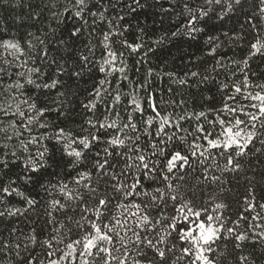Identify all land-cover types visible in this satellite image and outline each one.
Listing matches in <instances>:
<instances>
[{
	"label": "snow or ice",
	"instance_id": "6c2138e0",
	"mask_svg": "<svg viewBox=\"0 0 264 264\" xmlns=\"http://www.w3.org/2000/svg\"><path fill=\"white\" fill-rule=\"evenodd\" d=\"M144 7L142 0H41L30 13L41 27L22 39H0V173L7 175L10 163L21 157L26 171L39 172L48 153L45 141L61 145L70 168L65 179L41 185L47 200L24 196L15 180L5 182L0 175V222L36 213L48 229L24 233L13 224L7 235L0 231V264H256L244 249L249 242L264 245V202L256 197L264 181V171L256 180L264 169V84L251 85L245 73L238 83L221 85L227 91L221 107L210 110L212 119L204 111H183V100L158 98L150 87L152 68L143 80L128 76L126 53L140 55L145 42L142 37L129 42L124 21ZM217 7L219 20L239 10L253 30L256 19L264 21V0H203L198 7L185 0L184 34L195 39L204 31L199 22ZM44 10L57 21L55 27L43 26ZM65 13L75 21L71 27L61 20ZM85 33L88 42L81 46ZM216 39L208 36V55L215 56ZM250 49L249 58L264 52L259 34ZM151 51H143L138 63ZM249 58L231 63L244 73L239 66H247ZM96 73L102 78L81 101L86 129L51 130L47 114L52 105L65 114L67 100L61 98L69 82L79 86ZM241 178L247 194L233 219L222 197L230 191L226 186ZM13 194L25 207L10 206Z\"/></svg>",
	"mask_w": 264,
	"mask_h": 264
},
{
	"label": "trees",
	"instance_id": "16d2710c",
	"mask_svg": "<svg viewBox=\"0 0 264 264\" xmlns=\"http://www.w3.org/2000/svg\"><path fill=\"white\" fill-rule=\"evenodd\" d=\"M67 0H59L60 4H65ZM145 4L143 9H138V14H133L126 17L124 23L128 26V31L125 37L129 42H140L137 37H142L145 42V47L141 54H132L127 56L128 76L130 80H143L148 68L154 70L153 77H150V87L155 95L163 101H180L184 104L181 106L183 111L191 114L194 112L204 111L208 114L209 119L215 115L211 109H219L224 98V93L227 90H222L221 85L228 83L230 86L233 81L237 83L247 74L250 84H264V52L257 53L249 58L251 51L250 44L255 42L257 34L259 38L264 40V21L255 20L257 28L253 30L245 23V14L239 10L235 14H229L223 20L217 19V13L220 9L217 7L213 13H210L209 18L205 21H200L198 27L204 29L203 32L196 33L195 39L184 34V25L186 24V14L182 11L185 0H142ZM192 7H198L203 3V0H188ZM254 2V0H253ZM41 0H0V39H9L15 37L22 39L28 31L35 32L41 27L40 23H34L30 18L32 8L40 4ZM42 7V5H41ZM119 7V5H118ZM249 7V5H246ZM162 9H172L164 12ZM39 10V9H38ZM63 11V9H61ZM65 16L69 18L65 20ZM43 26L47 27L51 24L55 27L57 21L52 19V14L44 10L42 14ZM61 20L66 27H71L75 21L70 18V14L65 13L61 16ZM243 25V28H241ZM98 26L97 35L99 34ZM144 29L141 33L139 29ZM173 32H177L176 36H172ZM224 33H228L227 36ZM213 36L219 48L216 50L215 56L208 55L209 45L206 43L208 36ZM239 35L242 38L239 40L230 39V37ZM163 37L160 44H155L153 41ZM88 38L85 33L84 39L81 41V46L87 44ZM119 46L118 44L116 45ZM152 48L143 63H138L142 59L143 51ZM248 59V65H240L245 69L244 73L238 70L237 65L231 61H240ZM217 60L226 67H219L216 64ZM196 71L199 73L197 77L185 76V73ZM175 73V76L170 78L165 73ZM103 74L96 73L94 77H84L79 81V86L69 82L68 94L61 98L67 100L64 106V115H58L55 110L56 105H52L53 111L49 112L48 120L55 127H63L66 131H71L73 134H78L83 125L86 129L87 114L81 107V101L87 97L88 89L93 86L94 80L102 78ZM184 77L188 82L184 85L174 83V80ZM207 77V79H204ZM171 89V91H170ZM127 90V87H125ZM229 95L233 93L228 91ZM55 96V93H53ZM146 107V104H145ZM181 107L176 108V112L181 111ZM171 110V109H169ZM192 124H195L193 120ZM185 128L189 124H184ZM48 146L46 162L44 167L37 173H30L25 170L23 157L17 160L14 164L10 163L7 175L0 173L3 180L7 182L9 177L15 180L14 187L18 188L24 196H34L37 199H49L41 185H47L49 181L56 183L65 179L66 173L70 171L67 165L68 158L62 153L61 145L54 142L45 141ZM35 153V148L32 149ZM260 171L258 169L256 180L261 181ZM248 175H252L251 172ZM31 176L32 180L27 178ZM67 182H71V177H67ZM246 181L242 178L237 184L233 181L226 187L230 189L222 197L229 205L226 214L235 219L238 212L243 211V197L246 193ZM256 197L259 202H264V181H261L256 189ZM11 200V205L18 208L25 207L23 198L13 194L8 198ZM199 202V201H197ZM259 211V209H257ZM247 215V213H246ZM45 217L37 216L32 213L30 218L19 217L0 222V231L7 235V228L13 224L24 233H29L33 227L38 231H43L47 234L48 229L44 226ZM242 228L247 227V223L241 224ZM43 236H41V239ZM39 251V248H37ZM245 254H251L256 261V264H264V245H253L248 243L244 249Z\"/></svg>",
	"mask_w": 264,
	"mask_h": 264
}]
</instances>
